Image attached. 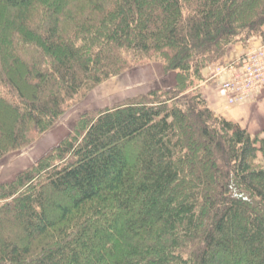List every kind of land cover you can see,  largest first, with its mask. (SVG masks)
I'll return each instance as SVG.
<instances>
[{
  "label": "trees",
  "instance_id": "trees-1",
  "mask_svg": "<svg viewBox=\"0 0 264 264\" xmlns=\"http://www.w3.org/2000/svg\"><path fill=\"white\" fill-rule=\"evenodd\" d=\"M257 38L264 0H0V158L133 66L167 76L0 183V264H264V127L198 88Z\"/></svg>",
  "mask_w": 264,
  "mask_h": 264
},
{
  "label": "rangeland",
  "instance_id": "rangeland-1",
  "mask_svg": "<svg viewBox=\"0 0 264 264\" xmlns=\"http://www.w3.org/2000/svg\"><path fill=\"white\" fill-rule=\"evenodd\" d=\"M235 46H233L230 51H232ZM242 46L245 47L243 50L244 52L258 47L264 49V44L261 42L260 38ZM219 67L218 64H212L202 70L203 81L198 85L200 90L203 85L214 84L215 81L217 82L216 84H218V81L221 80L220 77L222 78V74L218 73ZM165 81H167V76L161 72L159 65L147 63L141 66H133L121 74L100 83L94 87L87 96L77 100V104L69 109L52 129L36 137L30 145L10 152L0 158V183L12 180L17 173L34 165L37 160L56 147L72 131L73 125L81 114L88 111L112 107L138 93H144L153 87L161 86ZM214 86L216 85L214 84ZM223 102L227 109L231 108L228 114L231 118L214 112L215 114L237 122L241 127L252 134L260 132L264 127V120L257 123V120L253 118V116L256 118V115H263L262 118H264V97L259 101L260 108L258 107L257 112L252 116L253 119L247 118L246 116L244 117L243 110L252 107L250 104H247L249 102L241 106H230L227 105L224 100ZM254 106L256 107V105ZM239 111H241L240 114H238ZM238 116L240 118H238ZM1 117H3V115H1Z\"/></svg>",
  "mask_w": 264,
  "mask_h": 264
},
{
  "label": "built area",
  "instance_id": "built-area-1",
  "mask_svg": "<svg viewBox=\"0 0 264 264\" xmlns=\"http://www.w3.org/2000/svg\"><path fill=\"white\" fill-rule=\"evenodd\" d=\"M224 71L232 72L221 85L227 104L236 105L250 100L264 89V49L248 50L240 59L220 70Z\"/></svg>",
  "mask_w": 264,
  "mask_h": 264
},
{
  "label": "crops",
  "instance_id": "crops-1",
  "mask_svg": "<svg viewBox=\"0 0 264 264\" xmlns=\"http://www.w3.org/2000/svg\"><path fill=\"white\" fill-rule=\"evenodd\" d=\"M244 49H245L244 46H242V45H236L233 48V50L230 51L227 54V56L225 58V62L231 61V60H234V59H237L238 57H240L243 54V52H244L243 50ZM225 77H226V75H224L222 78L220 77L221 80L218 81V84H216L217 82L215 81L214 84L216 86H214V84L203 85L201 91H202V94H203L204 98L207 101L208 106L211 108V110H213L216 113H219V114H222V115H225V116L229 117L228 116V114L230 113L229 112V109H231V108L227 109L225 107L224 102H223V98L221 97V94H220V91H219L220 83H221V81H223V79ZM263 97H264V91H262L261 93H258V95H256L255 98L252 101H250L249 103L246 102L247 104H250L252 107H249L247 109L244 108L245 109V110H243L244 111V117L246 116L247 118H250V119H253L254 118V119L257 120V123L259 121H263L264 120V118H262L263 115H259V116L256 115V118H255V116H253L254 113L257 112L258 107L260 108L259 101ZM254 105H256V107ZM240 113H241V111L238 112V114H240ZM252 116H253V118H252ZM229 118H231V117H229ZM238 118H240V117L238 116Z\"/></svg>",
  "mask_w": 264,
  "mask_h": 264
}]
</instances>
